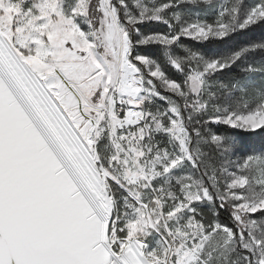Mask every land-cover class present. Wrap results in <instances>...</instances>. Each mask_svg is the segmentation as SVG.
I'll return each mask as SVG.
<instances>
[{
    "label": "snow or ice",
    "instance_id": "1",
    "mask_svg": "<svg viewBox=\"0 0 264 264\" xmlns=\"http://www.w3.org/2000/svg\"><path fill=\"white\" fill-rule=\"evenodd\" d=\"M0 264H264V0H0Z\"/></svg>",
    "mask_w": 264,
    "mask_h": 264
}]
</instances>
